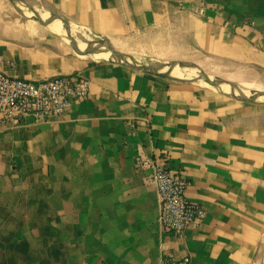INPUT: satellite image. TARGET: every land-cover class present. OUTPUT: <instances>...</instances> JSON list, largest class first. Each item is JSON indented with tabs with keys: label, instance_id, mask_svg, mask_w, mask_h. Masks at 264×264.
Wrapping results in <instances>:
<instances>
[{
	"label": "crops",
	"instance_id": "crops-1",
	"mask_svg": "<svg viewBox=\"0 0 264 264\" xmlns=\"http://www.w3.org/2000/svg\"><path fill=\"white\" fill-rule=\"evenodd\" d=\"M24 1L68 20L82 45L105 38L128 52L145 32L176 43L181 34L188 46L178 52L201 67L223 62L217 77L264 90V0ZM0 71L86 78L90 90L56 120L0 119V264H161L166 253L188 264H264V104L79 55L8 0ZM137 156L164 157L186 198L204 207L184 239L160 228L158 194Z\"/></svg>",
	"mask_w": 264,
	"mask_h": 264
},
{
	"label": "built area",
	"instance_id": "built-area-1",
	"mask_svg": "<svg viewBox=\"0 0 264 264\" xmlns=\"http://www.w3.org/2000/svg\"><path fill=\"white\" fill-rule=\"evenodd\" d=\"M197 12L203 14V8H198ZM89 94L86 78L58 75L27 80L0 71V119L12 124L27 117L36 123L56 120L69 110L75 99L85 100ZM134 165L144 171L157 191L158 221L163 231L182 240L188 227L202 223L204 207L186 198V181L167 167L164 157L137 156ZM188 263V256L176 257L172 253H166L161 261V264Z\"/></svg>",
	"mask_w": 264,
	"mask_h": 264
},
{
	"label": "water",
	"instance_id": "water-1",
	"mask_svg": "<svg viewBox=\"0 0 264 264\" xmlns=\"http://www.w3.org/2000/svg\"><path fill=\"white\" fill-rule=\"evenodd\" d=\"M8 2L18 15L37 22L49 32L64 40L68 45H70L73 51L79 55L109 53L107 60L118 63L134 71L144 72L176 81L200 82L215 90L217 93L229 98L250 104H264V90H252L249 95L233 81L217 76L212 77L194 61L171 60L168 61L165 66L155 65L152 63H142L136 60L133 56L118 51L114 45L105 38L90 40L86 43V45H82L72 34L71 24L68 20L55 14L44 16L37 9L27 4L24 0H8ZM56 23H61V31H57L53 27ZM177 67L195 70L197 74L191 77L173 75L172 72ZM226 87H228L227 90L225 89Z\"/></svg>",
	"mask_w": 264,
	"mask_h": 264
},
{
	"label": "rangeland",
	"instance_id": "rangeland-1",
	"mask_svg": "<svg viewBox=\"0 0 264 264\" xmlns=\"http://www.w3.org/2000/svg\"><path fill=\"white\" fill-rule=\"evenodd\" d=\"M18 15V14H17ZM185 42L183 44H180L181 41ZM177 38L172 35V33H164L163 30H154L150 32H145L143 34L138 35L137 37H134L132 41V48L128 52H123L124 54L133 56L136 60L142 63H152L155 65L165 66L168 61L171 60H187V61H193L192 60V52H180L177 51V47H185L188 46L187 44V38L182 36L180 34V41L179 43H176ZM180 57V59H177ZM198 62H201L202 64H205V67H202L206 73L211 75L212 77L218 76L217 73H224L225 69L223 66V62L216 61L212 63V67L209 68V60H200ZM180 71H182L183 76L188 74V77H191L193 75H196L197 72L192 69H186V68H178ZM211 69V71H210ZM232 71V69H229ZM260 80V84H264V73H261L260 76H258ZM242 89L245 90L247 94H251L252 86L256 87L255 84L250 85V87L242 86L238 84ZM257 85V84H256ZM260 86V85H259ZM262 86V85H261ZM258 87V86H257ZM262 90V87H259Z\"/></svg>",
	"mask_w": 264,
	"mask_h": 264
},
{
	"label": "bare ground",
	"instance_id": "bare-ground-1",
	"mask_svg": "<svg viewBox=\"0 0 264 264\" xmlns=\"http://www.w3.org/2000/svg\"><path fill=\"white\" fill-rule=\"evenodd\" d=\"M53 27L57 30V31H61V23H56V24H54L53 25ZM83 56V55H82ZM81 57V56H80ZM94 57H96V58H104V59H107L108 57H109V53H100V54H97V55H94ZM173 75H177V76H183V73H182V71H180L179 69H178V67L177 68H175L174 70H173ZM185 76H188V74H186ZM243 81V80H242ZM248 83H249V81H247ZM241 83H243V82H241ZM246 83V82H245ZM242 85H244V84H242ZM244 86H246V87H250V84H245ZM254 86V85H253ZM226 90L228 89V87H226L225 88ZM258 89H259V87H258ZM260 263V262H259Z\"/></svg>",
	"mask_w": 264,
	"mask_h": 264
}]
</instances>
